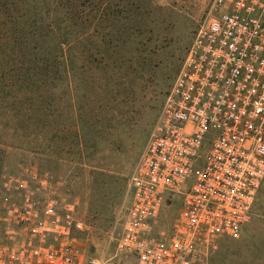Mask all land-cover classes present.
<instances>
[{"label": "built area", "instance_id": "built-area-1", "mask_svg": "<svg viewBox=\"0 0 264 264\" xmlns=\"http://www.w3.org/2000/svg\"><path fill=\"white\" fill-rule=\"evenodd\" d=\"M263 182L264 0H214L129 181L113 238L122 263L82 246L74 204L6 174L0 264H199L200 237L242 236Z\"/></svg>", "mask_w": 264, "mask_h": 264}, {"label": "rangeland", "instance_id": "rangeland-1", "mask_svg": "<svg viewBox=\"0 0 264 264\" xmlns=\"http://www.w3.org/2000/svg\"><path fill=\"white\" fill-rule=\"evenodd\" d=\"M116 2L110 0V13ZM123 2L125 13L112 17L108 29L110 64L116 63L119 70L111 65L102 72L80 47L75 50L74 95L67 90L42 93L25 89L26 85L21 88L22 75L0 79L1 89V83L16 89L8 104L0 101L1 179L19 174L37 185L44 182V192L76 207L85 226L82 246L97 258H114L116 263L124 258L117 254L113 238L128 204L129 181L214 0ZM80 21L77 29L82 36L85 26ZM148 39L152 41L146 47L143 41ZM175 56L178 64L170 71L169 61ZM88 68L92 72L84 74ZM178 209L176 202L166 210L162 228H173ZM196 249L199 264H264V182L253 218L238 240L200 237Z\"/></svg>", "mask_w": 264, "mask_h": 264}, {"label": "trees", "instance_id": "trees-1", "mask_svg": "<svg viewBox=\"0 0 264 264\" xmlns=\"http://www.w3.org/2000/svg\"><path fill=\"white\" fill-rule=\"evenodd\" d=\"M116 1L110 13V0H0V79L22 75L21 88L26 85L25 89L29 87L33 92L42 93L67 90L74 95L78 75L74 66L78 59L75 50L80 47V52L90 57L88 62H93L102 72L108 71L111 65L119 70L116 63L110 64L111 54L107 50L111 19L125 13L122 5L125 0ZM79 20L85 26L82 36L77 29ZM163 39V42L168 41ZM151 41L144 40L143 45L148 47ZM178 60L175 56L169 61L170 71ZM133 71L131 69V73ZM88 72H92L90 68L83 73ZM1 86L0 101L8 104L15 97V86L14 89L9 88L8 83ZM1 153L0 182L4 170Z\"/></svg>", "mask_w": 264, "mask_h": 264}]
</instances>
